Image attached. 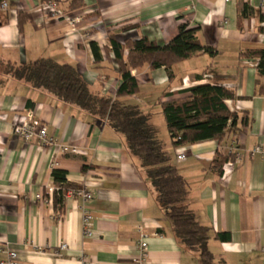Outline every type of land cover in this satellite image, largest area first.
Listing matches in <instances>:
<instances>
[{"label": "crops", "instance_id": "crops-1", "mask_svg": "<svg viewBox=\"0 0 264 264\" xmlns=\"http://www.w3.org/2000/svg\"><path fill=\"white\" fill-rule=\"evenodd\" d=\"M42 1L47 0H7L11 10L0 12V62L18 65L47 57L73 64L101 94L113 95L120 82L107 33L120 42L146 36L165 44L179 24L197 28L198 42L213 55L198 52L176 62L170 76L164 67L134 68L138 92L121 99L149 115L187 183L188 208L211 229L207 247L215 258L263 264L264 160L249 150L264 145V75L259 77L255 60L244 56L264 47L260 0H55L64 14L80 18L74 28L39 10ZM91 42L100 49L98 63ZM203 83L234 92V99L225 100L237 116L234 130L220 143L206 139L173 147L161 103L187 97L188 88ZM28 117L41 122L55 144L40 146L14 136L13 124ZM233 143L237 160L223 178L226 161L217 169L213 161L227 160L226 148ZM178 153L185 158L178 160ZM53 169L65 171L75 189L91 193L85 203L93 217L91 236L83 235L81 198L65 190L62 202L54 203ZM219 232L229 239H216ZM142 233L147 264H198L196 253L177 243L145 170L121 134L45 91L0 75V246L15 250L18 264H79L83 258L88 264H136Z\"/></svg>", "mask_w": 264, "mask_h": 264}, {"label": "trees", "instance_id": "trees-1", "mask_svg": "<svg viewBox=\"0 0 264 264\" xmlns=\"http://www.w3.org/2000/svg\"><path fill=\"white\" fill-rule=\"evenodd\" d=\"M247 10L245 6L242 14L245 15ZM196 31V27L181 23L175 37L165 44H158L146 36L120 42L113 34L107 33L120 79L113 95L92 91L76 66L47 57L18 65L0 62V75L12 77L32 88L45 91L55 99L104 121L121 134L127 151L145 170L156 200L171 223L177 243L183 249L195 252L198 264H226L223 259H216L208 249L211 229L200 224L188 208L187 183L170 162L156 129L149 122V115L137 103L121 99L138 92L137 80L131 75L134 68L144 65L152 69L164 67L170 76L171 67L176 62L198 52L213 55L211 47L198 42ZM90 47L93 62L98 63L102 57L100 49L93 42ZM244 56L256 61L258 76H263L264 47L249 49ZM188 91L190 94L187 97L161 103L171 145L179 147L206 139L220 143L227 133L234 130L236 123V114L225 103V100L235 98L234 92L222 85L210 83L191 86ZM242 123L246 124V120L243 119ZM225 161L226 158L222 157L219 161H213V166L220 168ZM85 169L84 167L83 170ZM51 175L53 185L58 188L54 191L56 204L62 202L63 191L76 187L67 182L63 170L53 169ZM214 236L222 241L229 239L228 233L219 232Z\"/></svg>", "mask_w": 264, "mask_h": 264}, {"label": "built area", "instance_id": "built-area-1", "mask_svg": "<svg viewBox=\"0 0 264 264\" xmlns=\"http://www.w3.org/2000/svg\"><path fill=\"white\" fill-rule=\"evenodd\" d=\"M38 8L39 10L45 12L49 17H52L55 20L68 22L72 28H74V26L80 22L79 17L71 18L66 14H64L63 11L58 7V4L55 0L42 1L38 5ZM256 8L260 12V14H264V0H260ZM10 10L11 8L7 0H0V12H7ZM259 25L264 33V19L260 20ZM253 62H255L254 64H256V61ZM12 134L26 142H36L40 146L55 144V139L48 134L45 126L41 122L34 120L31 117H28L26 120L20 123L13 124ZM69 149L71 151H76L75 146H71L69 147ZM249 152L251 155H258L262 160H264V145L255 144L254 146L251 147ZM226 155H227V160L224 163L221 174V177L223 178H226V176L229 173V167H231L233 163L236 162L237 160V153L234 143L230 144L229 147L226 148ZM184 158H185V154L183 153L177 154L178 160H183ZM57 190L58 188H56L54 185L49 187V192H54ZM67 192L82 199V202L84 203L83 218H82L83 235L91 236L92 234L91 223L93 217L91 212L85 207V203L89 201L92 197L91 193L81 188L67 189ZM37 198H41V195H37ZM141 235L142 238L139 240V244H138L139 256L135 263L147 264L146 262L147 243L145 241V235L143 233ZM65 247H66L65 244L61 245V248H65ZM262 250L264 251V248H262ZM0 264H18L17 252L12 248L8 247L7 245H1ZM79 264H88L87 259L86 258L81 259L79 261Z\"/></svg>", "mask_w": 264, "mask_h": 264}]
</instances>
